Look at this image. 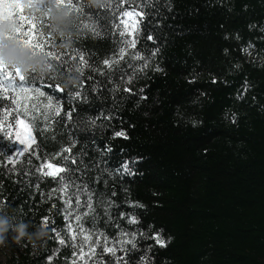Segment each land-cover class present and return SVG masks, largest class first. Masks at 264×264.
Wrapping results in <instances>:
<instances>
[{"label":"trees","instance_id":"1","mask_svg":"<svg viewBox=\"0 0 264 264\" xmlns=\"http://www.w3.org/2000/svg\"><path fill=\"white\" fill-rule=\"evenodd\" d=\"M80 2L100 13L98 24L57 9L56 0L22 6L32 14L47 3L49 22L53 9L63 10L78 35L63 49L53 34L51 51L67 59L82 48L88 64L75 87L53 94L61 99L52 108L44 97L28 101L39 107L28 117L35 137L28 152L16 156L0 135L5 264H49V257L51 264H264V0H106L107 9ZM125 8L141 14L134 48L123 43L132 40L120 18ZM0 22L8 25L0 53L22 50L4 39L15 33L10 10ZM44 59L46 71L32 72L55 75ZM69 89L81 95L72 98ZM0 104L10 100L0 94ZM47 162L65 170L45 176L39 169ZM64 185L66 193L54 191ZM69 219L83 259L65 239ZM78 225L91 234L87 244ZM22 226L27 233L43 227L47 237L36 246L15 243ZM157 233L166 247L151 238Z\"/></svg>","mask_w":264,"mask_h":264},{"label":"snow or ice","instance_id":"2","mask_svg":"<svg viewBox=\"0 0 264 264\" xmlns=\"http://www.w3.org/2000/svg\"><path fill=\"white\" fill-rule=\"evenodd\" d=\"M6 8L10 10V22L15 25V33L14 36L8 37L5 36V40L11 39L16 45H18L22 50H27L31 56H44L48 63L51 65V70L49 73H55V75L48 74L46 76H39L35 72H28L26 74H21L19 68L10 67V66H0V94L3 95L4 99L10 100V104L3 105L0 104V135L7 137L9 139L12 138L13 131L16 135V140H12V144H16L17 141L21 145H25L23 148H16L15 151L19 153V155H23L25 152L29 151V148L33 143H35V137L32 135V128L34 125L32 121L28 119L31 112L39 113V107L36 104H32L31 107L28 104V101L33 99L39 100L40 97H44L47 100L46 107L52 108V101L59 100L61 97L54 96V93H64L65 87L64 80L72 78L73 69L78 70V78L83 76V66L88 64V61L85 59L84 49H73V55L64 58L67 54H58L51 51L52 47L57 46V41L55 40V36L51 31V24L49 22V5L47 3L41 4L37 6L36 10L32 14H25V10L22 6L16 5H6ZM55 7L57 9H66L69 13H73L76 11L79 13L78 19L80 17H84L87 19L93 20L95 23H99L101 16L100 13H93L91 11L86 10V6H84L80 0H56ZM109 6L105 4L101 9H107ZM135 15H141L140 13H135L133 11H125L123 16L128 17L130 20L133 19ZM107 15L103 17V19H107ZM125 23V21H122ZM29 25V27H25ZM76 27V24L74 25ZM89 27L88 24H84V28L87 29ZM133 30L136 28V22H133L132 25ZM127 29V24H126ZM35 30V31H34ZM124 32H121L120 35H124ZM131 35V33H129ZM151 39V37H148ZM60 43H63L61 40ZM73 43V42H72ZM125 46L135 47L136 41L135 39L123 41ZM124 56V48L120 49V57L121 59ZM136 59H142V57L136 55ZM57 61L55 64L52 61ZM77 60L78 63L73 64L71 61ZM104 64L106 66H111V62L107 59L104 60ZM159 70V69H157ZM82 83V81H81ZM125 91L131 92V89H125ZM68 95L72 98H77L81 95L79 91H71L68 90ZM15 105L16 107H13ZM23 109V111H21ZM61 109L59 107H55L56 115L60 114ZM11 118V119H10ZM35 118V117H34ZM24 130L25 136L27 139L21 138V130ZM116 137H121L127 139V135L124 131H117L114 134ZM65 152H70L71 149L65 148ZM3 153H0L2 155ZM10 155V154H9ZM9 163H13V160H9ZM125 172H129L128 164L124 163L122 165ZM44 168L49 169V171H43ZM41 173L45 176L56 177L59 173L63 172L65 169L60 166H55L51 162L43 164L40 169ZM68 186L64 185L61 189H57L54 191H60L62 194L66 193ZM90 199V198H89ZM72 199L69 197L64 200V214L66 218L72 217V212L69 209L72 208ZM77 206H84L91 209L90 204L81 205L79 200L77 199ZM55 207V205H53ZM88 212H84L82 214H77L75 216L76 221H80L83 216L88 215ZM42 223L45 228L49 231H54L49 226V218L43 217ZM130 223H137L135 217L130 219ZM80 228V234L83 235V239L85 244L91 241V234L85 232L83 225H78ZM69 232L72 233V239L75 242L77 240V235L73 230V224L71 219H69L68 223ZM57 237L59 239L60 244H65V240L60 237V234L57 233ZM156 241V243L160 247H166L165 240L160 236L159 233L153 235L151 237ZM98 243V241H97ZM105 244H107V240L105 239ZM79 247L80 249V259H83L86 253L84 252V247L81 245H74ZM89 250L91 252H95V245H91ZM105 252L115 254L114 248H104ZM75 255V253H74ZM51 257H49V264H51ZM75 264V261L73 262Z\"/></svg>","mask_w":264,"mask_h":264},{"label":"clouds","instance_id":"3","mask_svg":"<svg viewBox=\"0 0 264 264\" xmlns=\"http://www.w3.org/2000/svg\"><path fill=\"white\" fill-rule=\"evenodd\" d=\"M86 3L89 7L97 9L102 8L106 0H86ZM51 31L53 34L65 41L60 45L63 49H69L72 47V40L78 35L70 31L72 26L71 19L66 15V13L61 10L57 12L55 9L51 12ZM7 23L0 22V30H7ZM0 63L5 66L19 68L21 74H26L32 70L37 72L46 71L44 68L45 59L43 56L40 58H33L30 53L26 50H17V49H7L0 53ZM74 73L78 74V70L74 69ZM78 75H72V78L66 79L64 82L65 87L73 86L75 87L78 82ZM2 207V205H0ZM8 233L7 226L0 222V245H4L7 239L6 234ZM47 237V232L43 227L37 229L33 233H27L25 228L22 226L14 230V235L12 240L15 243H19L22 240H27L33 246H36L39 242L43 241Z\"/></svg>","mask_w":264,"mask_h":264},{"label":"rangeland","instance_id":"4","mask_svg":"<svg viewBox=\"0 0 264 264\" xmlns=\"http://www.w3.org/2000/svg\"><path fill=\"white\" fill-rule=\"evenodd\" d=\"M30 1L31 0H0V13H6V12L9 11V9L5 7L6 5H12V6L19 5V6H23V5L28 4ZM125 11H133L135 13H138V12L136 10L132 9V8H125L123 10V12L121 13V16H120L121 21H125L126 24H127V29H126V24L123 23L127 34L129 35V33H131V35H129V36H130L131 39H133V36H134V34L136 32V29L138 27V24H139L140 15H135L133 17V19L130 20L128 17L123 16V13ZM134 21L136 22V28H135V30H133V28H132V25H133V22ZM5 138H7V137H5ZM21 138L22 139H27V137L25 136V132H24L23 129L21 130ZM7 139H9V138H7ZM10 140L11 141L12 140H16V135H15V132L14 131H13V134H12V138ZM23 147H25V145L19 144L18 141L15 144V149L16 148H23ZM14 153H15L16 156H19V153L18 152L14 151ZM43 171H49V169L44 168ZM64 236H65L66 241L69 244L70 249L75 250V251L78 250V247L77 246H74V245H76V243L73 241V239H72V233L69 232V229H66V232H65V235ZM87 251L88 250L86 249V252ZM5 255H6V250H5V248L1 247L0 248V261H1L2 264H5ZM76 264H79V263L76 262Z\"/></svg>","mask_w":264,"mask_h":264}]
</instances>
